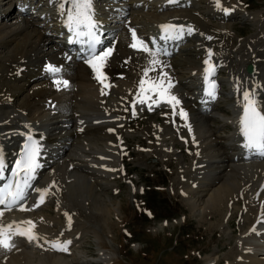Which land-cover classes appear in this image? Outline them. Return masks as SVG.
Returning <instances> with one entry per match:
<instances>
[{"label":"bare ground","instance_id":"bare-ground-1","mask_svg":"<svg viewBox=\"0 0 264 264\" xmlns=\"http://www.w3.org/2000/svg\"><path fill=\"white\" fill-rule=\"evenodd\" d=\"M24 1L22 4H30L32 0ZM45 2L50 4L49 10H56L57 12V17L54 20L56 22L54 30L43 27V30L39 31V27L35 26L33 22L25 21L23 22L24 26L16 29L8 28L10 31L7 33V38L4 37L0 42V44L8 46L10 44L9 39L12 40V37L18 36L14 39L15 41L18 40L14 49L5 56L7 60L0 62V73L5 76L3 81L8 83L0 85V150L3 151L6 163H13L14 156L20 150L21 145L27 141V136L32 135L34 139L45 145L42 147L39 160L42 167L38 171V177L34 182V186L43 189L55 181L59 191L53 190L55 194L50 195L46 199V202L34 211L22 212L13 210L5 212L4 216L0 218V222L7 225L31 219L36 224L35 231L40 236L47 237L48 240H71L72 244L69 250L71 251L72 247H76L75 235L81 232L80 230L84 231L88 224L93 225L94 230H97V227L101 228L102 226L100 225L103 221L102 219L112 214V206L107 205L103 200H99L100 197L95 193L94 185L107 180V177L103 174L107 173L106 169H109L108 167H118L116 155H121V148L117 143L125 135L129 122L138 115H145L153 111L149 110L146 104H137V114L135 116L131 114L130 109L129 111L124 110L126 107H129V102L133 99V95L137 89V81L141 77L142 69L148 64V58L145 53L134 50L129 46L132 42L129 27L132 28V26L127 24L125 26L126 30L120 36L121 40L114 39V37L109 40L110 42L105 43V46H101L107 48V46L112 45L115 49L108 60L107 66L104 68V72L108 76L107 83L112 87L110 86V91L104 89L107 94L102 95L101 88L103 85L94 78L92 69L84 62L87 55L86 49H82L79 44H74L67 48L61 43V40L66 38L60 35L69 34V32L62 23V18L58 13L56 4L53 3L51 7V0H45ZM153 2H155L154 8L166 7L167 9H171L177 5L187 7L191 1L175 0V2L169 3V0H153ZM94 5L95 0H93ZM124 6L126 7L127 5L125 4ZM210 6L213 9L214 7L216 8L214 4ZM16 9L21 14H27L24 6L21 8L15 6L12 10L10 9V12L0 15V21L2 22L11 18L16 13ZM125 13L126 11L123 12V14ZM52 15H55V13ZM220 15L223 18L230 16L224 14V12ZM37 16L40 17L41 15ZM116 17L122 18V14ZM96 18L102 21L97 14ZM39 20L42 19L40 18ZM166 23L191 25L197 32L206 31L200 20L195 16L188 14L174 17L168 12V14H164L163 16H156L151 21V25L145 31L148 33L146 35L148 39L159 37L161 35L159 26ZM2 31L4 30L0 28V38ZM110 33H113V31L106 34ZM223 33L224 31L222 30L219 33L221 38L224 36L222 35ZM193 34L192 36L195 35ZM114 40H118L116 44H114ZM182 41L183 39H180L168 42L167 44L161 42V45L166 47L170 53L179 55L182 49L178 46L181 45ZM209 45L201 47L200 52L203 53L204 60L206 59L208 49H211L213 52V47ZM124 48H126V52L122 51ZM240 49L235 52L239 70L245 66V63H255V60L252 59L253 53H245V49L242 47ZM122 53H138V55L135 58L133 54L125 55ZM67 56H71L72 58L69 60ZM179 58H182V62L184 63L182 68L184 67V69L188 70L189 81L185 84L176 82V73L172 70L175 62L164 56L161 59L167 64L164 71L171 77L173 82H176L171 92L179 99L186 97L184 102L182 100L178 106L177 113L182 108L187 113L188 125L200 135L201 130L204 131L203 127L206 126L204 123L205 117H210V111L205 112V115L203 114L199 117L196 112L203 109L207 104L213 105L216 103H211L210 98L202 95L204 60L203 62L194 61L193 59L184 58L183 55ZM211 59L216 68L220 67L222 69L220 64L225 63L223 59L226 58L213 54ZM125 61H128V63H125ZM48 65H52L60 71L53 76L47 70ZM257 69L258 67H256L254 75H252L254 76L253 79L257 77V79L264 80V70L257 71ZM156 74V72L150 73L152 76ZM228 77L229 79L232 78L229 81L232 97L230 98L229 95L227 104L234 107V113L236 111L232 118L234 131L230 136L231 141L234 142L232 151L235 152L227 156L225 149L223 152V157L225 158L217 162L225 164V169H221L222 166L220 165H212L210 161L209 166L203 168L202 163L205 160H209L207 157L218 158L220 155L203 156V159L197 162L194 177L190 180L191 184L197 185V187L193 189L189 185V182L181 187L183 193L187 196L186 200L188 204H190L192 210L199 211L198 215L202 217L203 222L208 220L211 215H214V212L222 211L224 204L232 200L237 191H240L243 197H249L251 203L258 196L260 187L264 184V163L247 161L245 149H242V138L238 125L239 120H236V118H240L242 112L237 113L238 109L242 110L240 103L242 92L239 94L236 92L235 84L237 80L232 73H229ZM54 79L70 80V87H61L58 90L57 86L53 83ZM119 84H123L125 89H114V86ZM186 84L190 85L191 88H186ZM30 86L33 87L32 91L30 90L31 93L20 103L18 107L20 109H18V104L17 106L15 105L16 100L20 99L19 95L27 88L26 91H29V88L31 89ZM72 91H75V94ZM130 92L132 93L131 95ZM111 94L113 98L109 100L108 96ZM256 95L263 101L264 87L257 89ZM204 100H208L206 101L207 103ZM41 109L43 112H39ZM153 109L155 108L153 107ZM166 112L168 115L167 119H169L167 121L169 129H189L185 126V121L178 114L173 117L172 108L169 105ZM52 123L56 126V129L49 132L48 130L51 129ZM110 129L114 131H110ZM100 142H102L101 146L99 145ZM46 143L52 144L54 148L52 145H46ZM202 144H204V141H202ZM204 152L205 150H201L202 154ZM103 155H107V157L113 156V161L109 162ZM152 155L153 152L146 153L147 157ZM200 156L197 155V157ZM190 167L192 168L191 165ZM104 168L106 169L104 170ZM115 174H118V172ZM214 179L223 181L214 188L210 187L211 184L207 185V189L209 187L210 189L207 190V195L202 197V194L206 191L205 189L203 190V187ZM263 196L264 192L261 193V198ZM36 198L37 194L32 193L28 201L29 206L35 203ZM53 198L58 200V217L63 215L64 221L52 227L53 216L50 214L45 215L44 212H46L48 200L50 201ZM259 204V202H255V207L251 204L248 214L254 213L256 207L258 210ZM65 212L72 216L70 230L67 227ZM62 232L63 236H61ZM251 240H254L252 233L246 231L243 241L240 243L238 253L234 256L235 260L231 264H264V256H262L264 254H258V252L264 250V246H258ZM20 241L31 244L27 239L19 236L14 239L13 243L17 244ZM40 242L45 245L46 249L48 248V245L43 240ZM255 248H257V253L251 254ZM19 249L22 251L21 247ZM27 250L30 251L28 247ZM18 251L13 248L10 251L0 248V264H33L34 262L37 263L38 260L41 262L44 260V264H68V260H66L68 257L66 258L65 256L67 252L45 250L48 254L42 255V257L36 260L34 259L35 257L26 253L27 251H22L23 253ZM33 251L32 249L31 252Z\"/></svg>","mask_w":264,"mask_h":264},{"label":"rangeland","instance_id":"rangeland-1","mask_svg":"<svg viewBox=\"0 0 264 264\" xmlns=\"http://www.w3.org/2000/svg\"><path fill=\"white\" fill-rule=\"evenodd\" d=\"M124 1L125 0H122V2ZM126 1L127 4L130 2V0ZM132 1L136 2L134 3V5L132 2V7L130 5L129 11L131 12V14L128 18H126L127 22L125 23H131L136 27L139 26L137 28L139 35L144 34L143 31H145V27L149 26V23L153 21L156 16L160 17L164 15L161 13L175 11L174 15L178 16L180 14H184L183 10H186L184 8H174L159 12L158 9L153 7L154 5L151 6L153 2L151 3L149 0ZM221 1L225 4L236 6L238 8L242 7L245 11H247V15L251 14L250 16H257L256 21L255 17L242 15H238L234 19L221 21L211 14L210 9H213V7L210 6V1V9L207 8L206 1H204L203 3H198L196 7L190 8V10H192L191 12L196 14L201 19L202 23L210 29V32H208L210 34L204 33V35H209L212 37V35L215 33V29H220L217 32L218 34L221 32V30L224 31V25L221 26V24H228L229 26H231V29L229 30L230 36L228 34V36L226 35L222 39L215 38L206 40H208L209 43L215 47L214 50L216 53L224 55L222 54L223 51L226 52V57L230 59L228 67L234 72L236 71L238 65L234 60L233 51H236V48L241 45H245L250 42L254 43L255 45H252L250 49L252 52L255 51V54L259 56L258 59L261 60L260 64L262 65V68H264V34L262 32L260 34V30L264 31V0ZM43 4L44 0L38 1V6H43ZM10 5L11 0H0L1 11L3 9L7 10ZM104 8L105 12H113V8L110 5ZM46 9L47 8L43 6L40 11L44 12ZM223 10L224 7H222L221 11L218 10V12L221 14L222 12H224ZM258 14H262V16L260 17V15L258 16ZM36 15L37 14H33L31 17H26L24 19L32 20L36 26L41 24L46 28L53 26L54 22L49 20V18H47V20L38 21ZM248 18L253 19L249 21ZM11 19L12 18H8V20ZM22 19L23 18L20 17H14L11 21L5 20L8 22H0V28L4 30L2 31L3 37L1 36L0 42L4 39V37L7 38V33L10 31L8 28H17L20 25V20ZM117 25H121V23H117ZM42 29L43 28H39L38 30L41 31ZM204 35L201 41L204 40ZM215 37H218V35H215ZM14 39L15 37L11 41L9 40L10 44L8 46L0 44V62L6 61L7 59H5V56H7L8 53H10L11 50L14 49V46L18 42V40L15 41ZM257 39L258 43L256 42ZM119 40H121V38H119ZM185 48L186 49L182 51L181 54L186 55L185 57L189 55L187 57L188 59L197 61L199 57L197 56L198 48L196 47V44L194 42L190 44L189 42L185 46ZM123 50L126 51V48H124ZM134 57L136 58V56ZM199 59H202V57L200 56ZM176 65L182 66L183 62L178 61L176 62ZM176 68V70L174 69V71L178 70L177 74L182 75L180 76L181 79H184V81H186L188 74L186 70H184V67ZM227 73L228 71L224 72L223 76H227ZM1 75L2 73H0V85L7 84L3 81L5 76ZM32 89L33 87H31V89L29 88V91H25L21 95L19 101H17L16 103V106L17 104L19 106L20 103H22V101L29 96V94L31 93L30 90ZM224 89L226 93L227 89L225 87ZM218 108H220V110L225 109L224 111H226L227 107L222 104V106H218ZM218 112L217 114H219L218 116H220V118L212 119L215 125V129L217 130V135L219 137H224L225 135L228 136L231 132V129L229 128L230 126L226 128V121L221 120V113L223 112L219 110ZM159 116H161V114L157 112L155 118ZM151 119L153 120V117H151ZM153 123L155 126V123H157V121L153 120ZM149 125L151 124L147 119L142 122L141 119L132 121L133 129H131L126 136L129 150L123 157L129 173L128 177L125 179H116V181L112 182L110 185L102 183L98 187L94 188V190L96 191L95 193H97L100 197L99 200H103L107 205L112 206V214L102 219L103 221L100 224L102 225L101 228L97 227V230H94V226L88 224L87 228L84 231L80 230L82 231V233L80 234L81 239L78 242V247H75V249L78 252V255H81L82 253L83 256L75 259L76 264H90L88 263V259H90L89 257H91L93 254L99 253V245L101 248H107L117 253L118 259H115V264H205V262H207L205 261L207 256L210 258H222L227 256L231 257V255L229 254L233 252L234 246H236V240H234L235 235L232 234L234 230L233 225L229 227L227 226V221H221L223 215L220 211L214 212V215H211L208 220L203 222L204 220L202 219V217L198 215L199 211H194V209L192 210V208L188 209V206H185L183 203L184 198L180 196L178 187L173 186V184H176L178 186L182 185V180H185L184 178H189V173H186V171L184 174H180L181 169L179 168V165H181V168L184 170L186 166V164L184 163V159L187 164H190L191 158L187 157L186 155L185 158H183L181 155L182 153L179 152V156L182 158V160L177 159L178 161H176L171 155L165 156L166 160H164V163H158L156 165L154 164L148 166L146 165V162L144 161L145 153L140 151L139 141L142 142V147H145V149L155 150L160 154L159 156L164 154V150L160 147L159 144L160 140L155 135L156 127L152 128L151 126L149 127ZM148 127L149 130L147 133H145L144 129H147ZM167 138V143L171 144V136ZM226 143V140L222 141L223 145H225ZM176 146L178 149L180 148L182 150L181 142H178ZM129 179H134L137 183L136 192H133V189H131L128 184H125ZM142 187L146 188L147 191L144 196H142V191L141 193H139ZM136 197H138L141 203L146 201L148 207H155L158 210V213H161L158 215L159 217L156 216L155 220H148L143 213L136 210L138 208V205L134 202V199H136ZM52 205L55 209V203H52ZM48 210H51L50 204H48L45 210L46 212H44L45 215L50 214ZM164 213L169 214L164 217L166 215ZM181 215L185 216L181 217ZM53 218L54 221L53 223H51L52 227L64 221V216L61 215L60 217H58L57 211L56 215L53 216ZM164 218L169 220L168 225H166L167 227H164L165 225H162V221L164 220ZM173 218H177V222H175ZM105 220L106 222H104ZM210 226L212 227V231L209 230ZM127 231L132 232L133 235H130ZM177 240L178 244H176ZM132 241L136 244L130 245ZM18 252L22 251L19 250ZM87 254H89V257H85ZM200 254L201 256H199ZM114 255H111L110 253L111 258L113 259ZM32 256L35 257L34 259L36 260H38L37 258L42 257V255L40 254H32ZM86 260L87 262H85ZM109 260L111 261L112 259ZM44 263V260H42V262L38 260L37 263L34 262L33 264ZM70 264L73 263L70 262Z\"/></svg>","mask_w":264,"mask_h":264},{"label":"snow or ice","instance_id":"snow-or-ice-1","mask_svg":"<svg viewBox=\"0 0 264 264\" xmlns=\"http://www.w3.org/2000/svg\"><path fill=\"white\" fill-rule=\"evenodd\" d=\"M56 4L59 15L62 18L64 27L70 33L69 42L79 44L82 49H86L87 55L84 62L89 65L94 73V78L101 84V94L106 95L104 89L111 85L107 83L108 76L104 72L108 60L113 53V46L107 48L99 47L102 44V24L96 19V13L93 6V0H51ZM175 0H169L173 3ZM216 7H221L220 0H215ZM225 14H229L228 9L223 10ZM161 35L159 37H151L148 41L137 35V30L129 27L131 33L130 47L134 50L141 51L147 55L148 64L142 69L140 79L137 81V89L133 95L129 107L124 110H131V114H137V104L147 105L152 110L153 105L167 104L172 108V115L177 114L185 121V126L191 131L190 125L187 124V113L180 108V99L171 92L174 82L171 77L164 71L167 64L163 56L171 53L161 42L178 41L187 35H192L196 29L191 25H176L166 23L159 26ZM201 35H204L201 33ZM206 39L211 40L213 37L207 36ZM151 45V46H150ZM213 52L208 49L206 59L204 60V95L210 99H215L217 95V85L211 79L214 75L216 65L212 63ZM67 56V59H71ZM128 63V61H125ZM47 70L55 76L60 70L52 65H48ZM156 72L155 76L150 73ZM53 83L59 90L61 87L69 88L70 83L66 79H54ZM259 85H254L251 89H245L241 93L242 113L239 119V133L242 137V147L264 156V101L256 95ZM240 82L236 83V90L240 92ZM132 93L130 92V95ZM123 99V98H122ZM119 119V117H117ZM174 122V121H173ZM110 131H114L110 129ZM41 147L32 135L27 136V141L23 146V150L18 158L14 161L13 167L9 171L5 161L3 151L0 150V218L5 212L13 210L18 211H34L46 202L50 195H54V191H59L55 181L47 187L41 189L34 186L37 180L38 171L42 167L39 162ZM103 159V157H102ZM115 171V169H109ZM32 193L37 194L35 203L31 206L28 200ZM67 219V227L70 230L72 226V216L67 212L64 213ZM36 224L31 219H25L20 222H13L4 225L0 222V248L10 251L15 247L13 243L16 237H24L30 243L35 242L40 247V241L43 240L48 245L46 250L68 252L72 244L71 240H48L47 237L40 236L36 231ZM255 231V228H253ZM63 236V232L61 233Z\"/></svg>","mask_w":264,"mask_h":264}]
</instances>
